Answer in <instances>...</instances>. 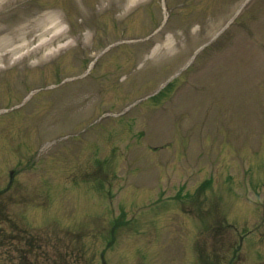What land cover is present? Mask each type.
Returning <instances> with one entry per match:
<instances>
[{"label": "rangeland", "instance_id": "rangeland-1", "mask_svg": "<svg viewBox=\"0 0 264 264\" xmlns=\"http://www.w3.org/2000/svg\"><path fill=\"white\" fill-rule=\"evenodd\" d=\"M21 1L23 0H3L7 6H15ZM130 1L121 0V7H116L113 15L112 10L105 11L101 7L98 9L93 0H66L63 7L78 8V11L72 13L75 29L73 35L78 37L70 46L64 47L70 35L65 33L57 36L61 38L41 46L25 61L17 60L16 64L13 62L22 49L9 54V59L11 55L12 57L7 63V80L11 82L0 84L2 107L11 104L7 102L9 99L12 101L11 95H17V88L27 93V85L39 88V85L53 82L57 77L54 67L56 62L49 61L60 53L61 68L65 65L66 72L78 76L80 80L69 81L71 84L60 85L52 90L47 87L39 88L40 92H35V96L25 104L28 106H19L18 109V105H13L19 113L17 111L0 117V215L5 216L9 212V216L22 226L23 222L30 225L29 230L22 233L25 235L23 237L11 226L14 225L12 221H0L2 228L9 232L7 235L4 233L2 239L0 236V264H101L97 252L103 244V235L108 232L109 226L106 227L105 223H108L109 216L106 213L114 215L116 222L122 226L117 231V243L107 254L109 264H189L190 260L185 262L184 256L191 255L192 244L198 234L196 231L200 229L203 230L200 240L206 242L204 246L208 247L212 241L220 253V264H229L232 251L228 244H237L238 240L231 229H227L225 220L233 222L231 212H241V208L244 211L248 209V203L243 200L240 203L239 198H257L263 195L264 187L260 184L264 169L257 172L261 158H252L257 163L254 164L256 183L250 179V166L239 158L240 146L243 143L250 145L252 141L256 146L263 142L258 154L264 153V135L259 134L264 129L260 94L255 88L238 85L235 81L238 66L251 70L245 52L232 53L231 49L224 50L223 60L215 68L210 50L196 52L192 66L173 78L171 84L158 96L146 97L148 102L143 100L131 103V108L119 120L100 118L95 123L78 124L76 132L70 133L74 126L70 128L65 115L68 112L63 106H72V102H78L80 109V106L88 105L96 117L103 107L117 105L118 109L115 107L110 110L118 111L125 100L137 94L138 88L154 80L153 74L161 70V73L172 72L179 65L181 57L196 44L214 37L233 14L232 6L237 0H165L164 4L163 0H152L150 7L135 9L134 12L128 6ZM145 1L149 0L138 2ZM57 4L58 0H26V5L18 7L17 11L2 19L1 22H8L12 31L17 33L8 48L23 44L29 47L33 43L35 46L49 37L52 31L44 33L39 25L57 21L58 18L55 17L63 15ZM95 9L103 13V25L96 15L86 22L85 17L78 13H91ZM114 16H117V21ZM63 18L65 16L62 20ZM157 22H164V26L147 39V34L157 26ZM102 26L105 29L101 31ZM234 27L230 38H239L236 48L245 44L252 52L253 67L258 66L251 73L252 81L260 76L259 66H264L263 57L259 56L264 50L257 46L258 40L264 46V0H253L246 13H243L241 22ZM100 31L106 37L108 32L109 38L122 36L124 43L123 48L119 47L109 57L106 56L105 63L103 59L106 57L101 56L94 70V73L97 72L94 79L86 76L87 72L81 67L80 59L91 58L95 53L91 52L94 45L108 41L98 36ZM6 34H0V41ZM78 34L81 35L80 38ZM61 42L64 44L58 47L59 50L50 55V49H56ZM2 52L3 49H0V53ZM137 60L145 62L140 70L135 69ZM16 69L28 80L27 85L15 80ZM122 69L129 73L126 79V73H122ZM145 69L150 70V73L145 72ZM199 69H203L205 73L202 84L197 88L190 77L192 71ZM242 77L244 80V75ZM236 92L239 95L237 99ZM16 102L18 101L15 100L13 104ZM154 102L158 103V107L155 113H151L146 103ZM143 109L148 114L146 116L144 113L143 119L153 120L151 124L141 119ZM203 110H210L208 119L213 112L215 119L224 121L226 127L220 129L223 139L220 144L221 147L227 146L232 153L223 151L226 153L225 162L218 161L219 170L211 179L212 185L205 186L210 194L198 197L189 183L183 187L172 186L167 182L166 173L177 170L184 172L183 176L188 178L195 172L196 166H206L201 168L196 177L200 180L196 188L200 190L201 182L209 180L207 158L211 155L209 148L213 142V132L202 129L203 125H207V120L200 123ZM109 115L106 112L105 118ZM78 120L79 123L85 122ZM70 123H75V119L70 120ZM116 125L123 127L118 131ZM140 127H147L153 138L159 139L154 140L156 143L151 142L153 146L164 145V149L159 150V153L165 150L162 155L144 151L146 144H142L138 135H135ZM61 129L63 131L58 136ZM33 137L51 138L53 144L48 150L52 149L53 156L45 164L40 166V163V167L29 170L27 166L32 161L35 163L34 159L29 158L35 146ZM84 140L88 147L79 151L77 143ZM217 141H220L219 138ZM38 144L39 142L36 146ZM195 144L200 145L201 150L196 146V152H189ZM181 146L186 148L187 154L179 149ZM221 147L217 149L218 154ZM64 148L70 151L63 153ZM100 152L104 154L95 158L94 155ZM158 155L164 158L160 164L146 161L149 157ZM195 155L196 159L192 160ZM79 158L86 170L77 167ZM226 162L232 163L231 171L225 177L227 187L220 185L218 181V178L225 175L223 166H226ZM69 164L71 169L67 167ZM11 170H15L13 177L10 176ZM261 171L263 172L260 174ZM230 187L233 195L230 194ZM124 191L129 192L125 198ZM90 192L94 193L89 194ZM89 203L98 212L92 213L94 209L89 208ZM107 210L109 211L105 212ZM252 210L257 216L256 212L259 211L255 208ZM166 217L167 226L161 223ZM255 218L254 215L238 217L237 225L239 219H242V227L251 222L255 225L258 222ZM214 223L217 226L222 224V229L221 236L215 238V232L212 239ZM261 228V235L255 238L257 244H251L254 247L249 250L246 248L248 241H244L240 250L242 255L238 254L242 257V262L236 257L238 261L234 259V264H258L256 258H263L259 264H264V223ZM1 230L0 228V232ZM84 231L94 235L84 237ZM110 233L113 235L111 229ZM24 240L32 243L33 248L37 246L40 254L32 253V246L24 243ZM152 248L156 250L155 254ZM260 251L263 256L258 253ZM43 252L48 254L49 260H45L47 255L44 256ZM149 257L156 259L150 260Z\"/></svg>", "mask_w": 264, "mask_h": 264}, {"label": "bare ground", "instance_id": "bare-ground-1", "mask_svg": "<svg viewBox=\"0 0 264 264\" xmlns=\"http://www.w3.org/2000/svg\"><path fill=\"white\" fill-rule=\"evenodd\" d=\"M58 24L59 23L57 21H53V25L55 27H57ZM39 26H40V29L44 31V33H47L49 28H50V27L45 28L44 24H40ZM3 30H4V28H0V32L3 31ZM16 34L17 33L15 31L8 32L7 36H5V38L2 41H0V49H5V48L9 47V45L11 44L12 39L15 37ZM24 46H26V44L15 46V47H13L11 49H8L4 53L3 52L0 53V61L3 60V59L8 58V55L10 54V52H14L16 49H22V48H24Z\"/></svg>", "mask_w": 264, "mask_h": 264}]
</instances>
